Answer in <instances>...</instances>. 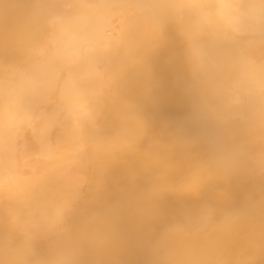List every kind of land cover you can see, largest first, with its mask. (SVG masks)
I'll list each match as a JSON object with an SVG mask.
<instances>
[{
    "label": "clouds",
    "instance_id": "9594fccd",
    "mask_svg": "<svg viewBox=\"0 0 264 264\" xmlns=\"http://www.w3.org/2000/svg\"><path fill=\"white\" fill-rule=\"evenodd\" d=\"M0 264H264V0H0Z\"/></svg>",
    "mask_w": 264,
    "mask_h": 264
},
{
    "label": "bare ground",
    "instance_id": "6f19581e",
    "mask_svg": "<svg viewBox=\"0 0 264 264\" xmlns=\"http://www.w3.org/2000/svg\"><path fill=\"white\" fill-rule=\"evenodd\" d=\"M164 93L166 96L165 102L155 112L157 122L169 121L180 122L183 121L188 113L187 105L180 100L179 92L171 83V77H165ZM173 207H175L173 205Z\"/></svg>",
    "mask_w": 264,
    "mask_h": 264
}]
</instances>
